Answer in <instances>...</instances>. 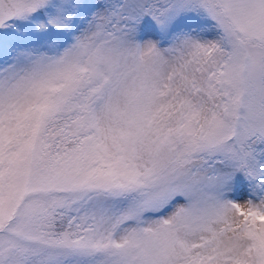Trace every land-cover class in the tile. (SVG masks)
<instances>
[{
	"label": "snow or ice",
	"instance_id": "obj_1",
	"mask_svg": "<svg viewBox=\"0 0 264 264\" xmlns=\"http://www.w3.org/2000/svg\"><path fill=\"white\" fill-rule=\"evenodd\" d=\"M0 264H264V0H0Z\"/></svg>",
	"mask_w": 264,
	"mask_h": 264
}]
</instances>
